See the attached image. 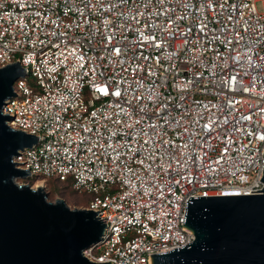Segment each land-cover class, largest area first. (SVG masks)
<instances>
[{
    "label": "built area",
    "instance_id": "2783aa9c",
    "mask_svg": "<svg viewBox=\"0 0 264 264\" xmlns=\"http://www.w3.org/2000/svg\"><path fill=\"white\" fill-rule=\"evenodd\" d=\"M15 61L2 111L37 142L12 160L88 193V259L151 264L194 240L190 197L261 192L264 0H0Z\"/></svg>",
    "mask_w": 264,
    "mask_h": 264
},
{
    "label": "water",
    "instance_id": "95a60500",
    "mask_svg": "<svg viewBox=\"0 0 264 264\" xmlns=\"http://www.w3.org/2000/svg\"><path fill=\"white\" fill-rule=\"evenodd\" d=\"M24 76L18 61L0 67V264H111L83 253L105 227L98 211L71 208L61 197L49 199L43 185L18 181L29 174L12 159L37 137L8 124L15 112L2 109L16 95L14 81ZM256 191L261 192L190 197L183 227L194 240L151 254V264H264V186Z\"/></svg>",
    "mask_w": 264,
    "mask_h": 264
},
{
    "label": "rangeland",
    "instance_id": "374dc122",
    "mask_svg": "<svg viewBox=\"0 0 264 264\" xmlns=\"http://www.w3.org/2000/svg\"><path fill=\"white\" fill-rule=\"evenodd\" d=\"M258 8L261 9V4H257ZM29 83L31 80H28ZM35 177H27L23 179H18L20 182H29L32 183ZM41 183L38 180H35L31 185L36 187ZM46 184V191L48 192V198L53 200L55 198L61 197L63 198L68 206L71 208H85L88 204V193L85 191L79 192L71 188L69 183H62L55 178H49Z\"/></svg>",
    "mask_w": 264,
    "mask_h": 264
},
{
    "label": "trees",
    "instance_id": "16d2710c",
    "mask_svg": "<svg viewBox=\"0 0 264 264\" xmlns=\"http://www.w3.org/2000/svg\"><path fill=\"white\" fill-rule=\"evenodd\" d=\"M35 180H36V177H35V178H33V180H31V182L33 183ZM32 183H31V184H32Z\"/></svg>",
    "mask_w": 264,
    "mask_h": 264
},
{
    "label": "bare ground",
    "instance_id": "6f19581e",
    "mask_svg": "<svg viewBox=\"0 0 264 264\" xmlns=\"http://www.w3.org/2000/svg\"><path fill=\"white\" fill-rule=\"evenodd\" d=\"M41 186L43 185V184H40Z\"/></svg>",
    "mask_w": 264,
    "mask_h": 264
}]
</instances>
